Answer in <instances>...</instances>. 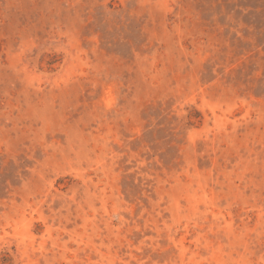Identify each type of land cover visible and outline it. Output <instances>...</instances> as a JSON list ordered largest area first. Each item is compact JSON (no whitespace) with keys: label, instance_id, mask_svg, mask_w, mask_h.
<instances>
[{"label":"rangeland","instance_id":"374dc122","mask_svg":"<svg viewBox=\"0 0 264 264\" xmlns=\"http://www.w3.org/2000/svg\"><path fill=\"white\" fill-rule=\"evenodd\" d=\"M0 264H264V0H0Z\"/></svg>","mask_w":264,"mask_h":264}]
</instances>
